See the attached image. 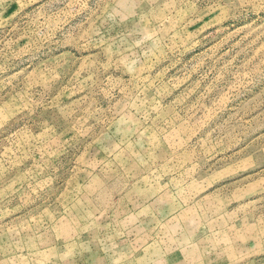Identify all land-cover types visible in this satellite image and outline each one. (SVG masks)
<instances>
[{"label":"rangeland","instance_id":"rangeland-1","mask_svg":"<svg viewBox=\"0 0 264 264\" xmlns=\"http://www.w3.org/2000/svg\"><path fill=\"white\" fill-rule=\"evenodd\" d=\"M0 264H264V0H0Z\"/></svg>","mask_w":264,"mask_h":264}]
</instances>
